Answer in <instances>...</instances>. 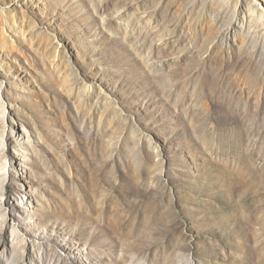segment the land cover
<instances>
[{
    "label": "rangeland",
    "instance_id": "374dc122",
    "mask_svg": "<svg viewBox=\"0 0 264 264\" xmlns=\"http://www.w3.org/2000/svg\"><path fill=\"white\" fill-rule=\"evenodd\" d=\"M0 264H264V0H0Z\"/></svg>",
    "mask_w": 264,
    "mask_h": 264
}]
</instances>
